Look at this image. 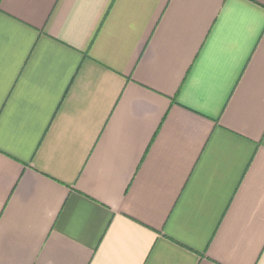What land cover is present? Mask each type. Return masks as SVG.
Returning a JSON list of instances; mask_svg holds the SVG:
<instances>
[{
  "label": "crops",
  "instance_id": "1",
  "mask_svg": "<svg viewBox=\"0 0 264 264\" xmlns=\"http://www.w3.org/2000/svg\"><path fill=\"white\" fill-rule=\"evenodd\" d=\"M0 264H264V0H0Z\"/></svg>",
  "mask_w": 264,
  "mask_h": 264
}]
</instances>
